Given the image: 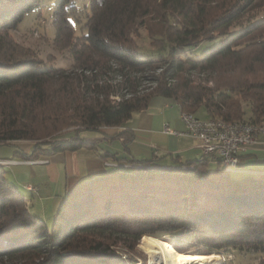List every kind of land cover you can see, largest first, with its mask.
Instances as JSON below:
<instances>
[{
  "label": "trees",
  "instance_id": "16d2710c",
  "mask_svg": "<svg viewBox=\"0 0 264 264\" xmlns=\"http://www.w3.org/2000/svg\"><path fill=\"white\" fill-rule=\"evenodd\" d=\"M42 2L0 0V145L32 142L17 151L20 160L96 150L99 138H80L82 130L123 136L129 152L134 133L108 129L156 96L174 99L181 112L204 108L207 118L264 121V0H91L82 34L71 18L75 1L54 0L53 47L70 55L66 67L44 66L12 36ZM109 69L121 77L117 89L99 81ZM98 156L118 164L66 192L52 226L29 210L0 164V259L135 264L146 261L135 251L141 238L153 236L209 260L220 254L216 264L232 249L260 252L257 264H264V176H236L219 160L213 169L205 154L175 155L174 166L159 156ZM117 247L132 254L123 259Z\"/></svg>",
  "mask_w": 264,
  "mask_h": 264
},
{
  "label": "rangeland",
  "instance_id": "374dc122",
  "mask_svg": "<svg viewBox=\"0 0 264 264\" xmlns=\"http://www.w3.org/2000/svg\"><path fill=\"white\" fill-rule=\"evenodd\" d=\"M74 1L77 7V11L71 15V18L76 21V33L82 34V31L86 30L85 24L87 21L88 12L90 10L91 0ZM53 2L54 0H43V2L38 7L27 13L23 21L19 24V30L13 32L12 36L15 42L19 43L20 45H24L25 47H29L32 50V53L37 56L38 59L42 60V64L44 66L66 67L71 63L70 55L66 57L60 56L59 52L57 50H54L53 47V39L56 32V29L52 23ZM141 44L146 45L148 44V42H141ZM98 78L102 83L105 82V85H109L111 89H117L119 86V80L121 79L120 75L118 76L117 72L113 69H109L108 72L99 73ZM148 85L149 84L144 82L143 86L140 88V91H144L145 87ZM112 96L116 97L114 95ZM197 114L203 117L206 115V111L204 108H201ZM79 137L99 138L98 148L96 150L90 148H81L77 151L59 152L47 157H42V159L46 160H34L37 162H34L32 164H23L26 166L17 164H15L17 166L11 164L4 166V172L7 179L17 185L21 193L27 197L29 210L33 214L42 217L49 226L53 225L55 214L64 198L65 193L71 191L74 188L75 183L72 182L74 175L79 176L76 174L78 168V174H83L86 171V167H101L102 165H104L106 172L109 169L107 165L110 166L118 164L113 163V161H108L106 163L107 165H105L103 160L105 158L98 156L101 154H105L106 151L115 152L114 150L117 146L114 144L112 145L115 139H111L107 137L106 134L96 130H82L79 133ZM100 137L105 138L103 139ZM121 140L122 137L117 139L119 147L123 146ZM130 145L136 147L135 144ZM130 145L129 147L131 148ZM22 148L25 150L27 149L28 151L31 150L32 142L16 141L11 144L0 145V159H22V155L17 152ZM248 148H250V146ZM124 151L128 153L125 148ZM92 152L94 153V155H96L95 157L91 154ZM73 154L78 155L74 157L72 156ZM65 155H67L68 157V165L65 164ZM91 156H93L94 159ZM109 160H113V158L110 157ZM122 163L126 162L124 161ZM216 165L218 164L215 163V166L210 165V167L214 169L216 168ZM220 165L223 166L222 164ZM32 172L34 175L31 174ZM21 176L22 179L20 180L19 178ZM87 178L88 177H84L79 182L85 181ZM67 181L70 182V185L69 189H67V191L65 192V185ZM27 183L32 184V186L36 188V191L32 192L31 190H27V188L25 187V184ZM142 238L138 243V247L135 251H142L145 254L146 261H139L135 264H156L154 262L151 263L150 256L142 247ZM163 239L176 249V246H174L175 242H171V240H169L168 238ZM185 246V244H180L179 248L181 249ZM117 248L119 249V254L123 259H127V257H129L131 252H128L126 249L120 247ZM232 252L233 253L229 256V258L225 259L224 264H257L260 256L262 255L260 252H251L246 250L242 251L240 249H232ZM135 254L139 255L137 252H135ZM210 258L213 264L223 261L222 256L217 253L212 254ZM0 264H13V260L0 259Z\"/></svg>",
  "mask_w": 264,
  "mask_h": 264
},
{
  "label": "crops",
  "instance_id": "0c3cea01",
  "mask_svg": "<svg viewBox=\"0 0 264 264\" xmlns=\"http://www.w3.org/2000/svg\"><path fill=\"white\" fill-rule=\"evenodd\" d=\"M196 116L200 118H207V115L202 117L199 116L197 113ZM167 125L178 131H185L186 129L185 122L181 117V110L175 100L163 96H156L152 98L150 106L147 110L135 113L128 121H126L120 127H113L108 129L107 134H111L121 130L132 131L134 133V139L129 142V152L126 153L130 157L132 156L136 159H146L153 158V156H159L161 157L159 163L174 166L177 164V162H175L176 158H174L175 155H178V158L181 160L197 159V157L201 158L203 156V153L199 148V141L196 137L190 134L174 135L165 133L164 127ZM125 136H130V134L126 133ZM114 139L115 140L113 141L112 145L114 144L117 146L114 151L121 154L125 153V146L122 143L124 139L123 136L121 140V143L123 144L122 147H119V144L117 142V139H119V137H115ZM130 144H135L136 147ZM129 145L131 146V148L129 147ZM26 151L28 150L26 149ZM78 154H73L72 156L75 157ZM91 154L94 157L96 156L93 152ZM64 158L65 164L68 165L67 155H65ZM12 160L18 161L17 163L11 164L14 166H26L23 164H32L34 162H37L34 160H20L16 158ZM43 160L46 159H39V161ZM107 162L108 161L104 160L105 165H107ZM215 163L219 165V162L217 160H209L210 165L215 166ZM104 167V165H102L101 167H86V171L83 174H78V168L76 174L79 176L74 175L72 183H75L76 185L84 177H90L96 174L104 173ZM238 167L242 170L254 169L257 171L264 172V133H260L259 135H257L256 142L252 146H250V148H247L242 152L239 157ZM31 174H33V172ZM234 174L236 176H241L244 173L237 172ZM19 179L21 180L22 176ZM69 185L70 182L67 181L65 185V192L67 191V189H69ZM25 187L27 188V190H31L32 192L36 191V188L30 183L25 184Z\"/></svg>",
  "mask_w": 264,
  "mask_h": 264
},
{
  "label": "built area",
  "instance_id": "2783aa9c",
  "mask_svg": "<svg viewBox=\"0 0 264 264\" xmlns=\"http://www.w3.org/2000/svg\"><path fill=\"white\" fill-rule=\"evenodd\" d=\"M181 117L186 125L185 131H178L167 125L164 132L193 135L198 139L202 153L210 159L219 160L227 172H245L259 177L264 175L262 171L242 170L238 167L242 152L256 142L257 135L264 133V121L253 123L241 120L226 121L222 118H200L191 112H181ZM17 162L12 159H0V164L4 165Z\"/></svg>",
  "mask_w": 264,
  "mask_h": 264
},
{
  "label": "bare ground",
  "instance_id": "6f19581e",
  "mask_svg": "<svg viewBox=\"0 0 264 264\" xmlns=\"http://www.w3.org/2000/svg\"><path fill=\"white\" fill-rule=\"evenodd\" d=\"M142 247L156 264H213L207 258L177 251L163 238L144 236Z\"/></svg>",
  "mask_w": 264,
  "mask_h": 264
},
{
  "label": "water",
  "instance_id": "95a60500",
  "mask_svg": "<svg viewBox=\"0 0 264 264\" xmlns=\"http://www.w3.org/2000/svg\"><path fill=\"white\" fill-rule=\"evenodd\" d=\"M251 170H254V169H251ZM235 173H237V172H235ZM244 174H248V173H245V172H243Z\"/></svg>",
  "mask_w": 264,
  "mask_h": 264
}]
</instances>
